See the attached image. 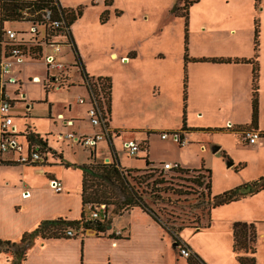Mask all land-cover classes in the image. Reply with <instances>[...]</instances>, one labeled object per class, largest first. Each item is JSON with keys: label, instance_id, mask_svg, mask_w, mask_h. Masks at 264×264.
I'll return each instance as SVG.
<instances>
[{"label": "rangeland", "instance_id": "obj_1", "mask_svg": "<svg viewBox=\"0 0 264 264\" xmlns=\"http://www.w3.org/2000/svg\"><path fill=\"white\" fill-rule=\"evenodd\" d=\"M178 1L181 2L114 0L113 5L108 8L112 20L103 22L101 13L105 7L102 0L93 5L90 0H58L65 8L75 9L82 4V13L70 29L83 65H87L94 73L105 70L110 72L114 101L111 124L121 128L143 130L129 132L127 129L119 136H113L112 145L120 165L134 164L139 166L136 168H143L141 157L147 155L158 171V164L165 161L190 169L185 174L171 176L170 179L169 172L165 175L175 193L179 191L181 195L169 193L164 195L162 200H152L149 195L144 196L147 203L157 211L162 223L169 230L182 226L178 231V239L188 245L192 253L197 254L205 264H238L230 252L231 225L234 221L251 222L256 231V264H264V189L252 196L211 208L208 212L207 208L204 209L207 198L205 189L188 180L189 176L197 174L193 170L201 167L208 169L210 195L213 196L264 174V135L260 134L257 143L251 145L242 140L247 128H244L242 136L234 130H228L237 126L238 123L235 122L243 120L244 115L238 116L237 112L229 109L216 110L221 99L220 94L210 88L213 81L210 78L211 70L202 68L203 63L200 60L215 58L217 53L221 52L214 50L213 40L217 39L212 33L214 30L232 31V37L239 42L233 52L247 53L250 57L254 55L256 38L259 120L260 100L264 99V0H199L188 9L187 23L173 13ZM115 8L119 9L118 12L123 11L118 22L113 19ZM202 24H205L207 29H204ZM4 25H12L18 32L28 31L30 26L28 22L23 21L5 22ZM41 34L40 29L37 39H40ZM49 44L42 46L39 56L26 57L21 62L13 59L11 71L16 74L18 82L8 83V91L12 97L18 96L16 91L19 95L24 92L26 97L18 98L9 111L20 132L14 135L13 139L15 138L21 147L11 148L8 152L15 155L27 154L28 146L22 133L26 125H30L42 134L43 138L46 135L51 148L62 150L64 158L80 164L86 163L89 157L88 147L72 142L64 136L67 131L77 129V124L66 129L63 126L64 119L59 118L58 113L63 112L67 118V105H82L77 103L80 92L86 95V101L89 103V92L78 87H68L72 78L64 71L74 62L70 45L65 43L61 50L56 52ZM130 48L136 51V57L129 59L128 55L126 60L120 59L121 55L125 54L124 51ZM110 52H116L117 55L112 57ZM50 54H55L57 61L63 65L61 68H48L49 77H53L52 82H49L50 86L60 87H52L45 92L46 55ZM129 60L130 63L126 64ZM188 64L189 68H193V72L196 68L193 65H197L207 81L203 101L206 112L201 114L198 110L188 109ZM249 67L252 71V65ZM78 71L73 68L74 78L78 76ZM33 75H38L39 80H32ZM220 77L228 78L224 73H221ZM97 78L98 76H92L90 81H96ZM184 80L185 102L182 97ZM48 103L52 104L50 115H47ZM26 104H32L33 110L28 112ZM87 105L89 104H85V108ZM237 110L239 111V108ZM81 112L86 117L84 109H81ZM183 115L188 130L181 132L186 140V145L182 146L175 139L173 132L180 130ZM86 119L83 127L90 132L93 126L90 120ZM225 120H229V123L224 124ZM14 124L10 126L9 131L13 130ZM162 132L168 133L166 139L161 138ZM142 140H147V152L138 151L136 155H129L123 147L124 142ZM215 146L218 147L216 150ZM96 151L100 153V157L110 154L104 140L99 141ZM46 156L41 168L50 170L49 172L56 169L70 174L78 172L81 182V168L66 167L67 162L61 159L63 162L60 163L58 157L53 158L49 149ZM97 159L108 162L111 158ZM229 162L231 164H228ZM206 180L207 177L204 178V181ZM167 236L168 248L165 251L171 259L173 258L169 264H188L186 258L177 253L178 248L174 247L170 235ZM21 260L16 253V246L0 244V264H20Z\"/></svg>", "mask_w": 264, "mask_h": 264}, {"label": "crops", "instance_id": "obj_2", "mask_svg": "<svg viewBox=\"0 0 264 264\" xmlns=\"http://www.w3.org/2000/svg\"><path fill=\"white\" fill-rule=\"evenodd\" d=\"M90 1L93 5L100 0ZM102 1L104 5V0ZM113 1L114 0H112V5ZM111 6L107 7V9ZM104 7L106 8L105 5ZM118 10L119 9L115 8L113 11V19L116 20V22L120 20L123 13V11L121 10L117 14L116 12H118ZM110 20L112 19L110 14L108 13V18L106 21ZM8 28L16 30L15 28H12V25H4V29ZM204 29L207 28L204 26ZM231 32L232 31L227 32L224 29L212 31V33L217 36V39L213 40V46L215 47L214 50L218 52L221 51L220 53H217L216 56L231 59L252 58L253 56L250 57V54L247 53L244 54L240 51L233 52V49L239 46V42L232 37ZM72 40L75 44V39L73 38V36ZM124 53L125 54H122L120 59L124 58L126 60L128 58V55L130 56L129 59L136 57V51L132 48L126 49ZM110 55L112 57H115L117 54L116 52H110ZM130 61L131 60L126 61L125 63L129 64ZM201 63H203L202 68H208L211 70V73H209L211 75L210 78L213 79V81L211 83L212 87L210 88L217 90L220 94V101L223 100L221 102L219 101L218 105L216 106V110L229 109L237 112L238 116L244 115V119L235 122V124L238 123L237 126L248 125L251 118L250 97L252 71H250L249 67L251 65L244 62L217 63L202 61ZM193 66L196 67L195 72H193L192 67L189 68V64L187 65L188 99L186 101L188 102L189 110H198L201 114L206 112L203 101L206 94L205 90L207 81L205 80L203 74L199 71L197 65ZM84 69L89 77H110V72H108L107 70L94 73L89 70V67L87 65L84 66ZM72 70L73 68H70V70L65 69L64 71L66 72V74H68V76L72 78V80L70 81L71 83L68 85V87H78L81 90H86L87 93L89 92L88 94L90 97V101L88 103L86 101V95L80 92L77 97L83 98L84 101L80 103L82 105L74 106L72 104H68L66 107L67 111L69 112L68 117L66 118L63 112H59L58 117L64 119L63 126L66 129L69 126H74L77 124V129H72L71 131H67V133L71 132L75 135H90L96 129L93 127L89 132L84 130L83 127L84 122L87 120L86 118H88L87 110L92 104L90 85L87 84V82L85 83L83 81L80 75V71H78V76L74 78ZM221 73H224L226 76H228V78L220 77ZM35 77L40 78L38 75H33V78ZM5 78H14L16 82H18L16 74L12 73V71H10V73H8ZM218 81L221 82L219 83ZM8 86L9 85L7 84L4 90L12 99L15 100V102L16 100L18 101V98L24 99L26 97V94L24 92L16 97H12L11 93L8 91ZM52 87L59 88L60 86H50L49 84V89ZM112 87L113 82L111 79V109L107 128L111 131L117 130L119 135L121 134V132L126 131L127 129L129 132L143 131L135 128H121L111 124V116L113 115L114 110ZM77 103L79 104L78 101ZM85 104L89 105H87L85 108ZM26 107L28 108L27 111L33 110L32 104H26ZM51 107L52 104L48 103L47 115L51 114ZM237 108H239V111H236ZM81 109H84L86 117L85 115H83V112H81ZM228 121L229 120H225L224 124L229 123ZM12 124H14V121L12 122ZM17 128L18 124L15 123L13 125V131L15 132V135H17V133H20L18 132ZM32 129L36 133H38L33 127ZM256 130L261 135H264L263 98H261L260 100L258 128ZM38 134L40 136L42 135L40 133ZM61 135L62 134H60V136ZM13 136L14 135H12V138ZM64 136L66 137V134ZM113 136L115 135H112L111 137L108 136V138L105 140L106 145H108L107 143L109 142L113 144ZM44 137L45 138H42L46 140L48 147H50L49 150L52 151L53 158L58 157L60 159V163L63 162L61 159H64L67 163L80 165V162L64 158L65 156L63 155L64 152L62 150L56 151L55 149L51 148V146H49L50 144L48 143V139H46V135H44ZM242 140L247 142L245 140V134L243 135ZM18 146L21 145L18 144ZM95 155L97 158H104L105 160L107 158H111L110 154L100 157V153H97V151ZM18 156L19 155L7 152L4 154L3 160L14 162H12V164H9L8 162L5 163L0 161V239L18 242L23 233L32 230L40 221L45 219H55L58 217H63L68 220L80 219L83 206L81 199V182L79 180V173L75 172L70 174L68 172H63L60 169L51 170V172H49L50 170L46 171L45 168H41V164L33 165L17 162ZM123 167L139 166L133 164ZM70 168L76 169L73 167ZM53 178L62 181V191L56 192L50 187L49 181ZM26 192H28V195L25 196ZM109 234H114L115 236L111 237L109 236ZM166 248H168V236L162 226L142 208L133 207L123 214L114 216L112 218L110 229L104 233L96 234L95 231L86 230L84 233H82V235L76 237L71 236L44 239L38 237L34 239L32 244L27 249L26 255L20 264H169L173 258L171 259L168 256L167 251H165ZM189 250L192 253L190 248ZM230 252L234 260L238 263L235 258V254L232 251V242ZM177 253L179 254L178 250Z\"/></svg>", "mask_w": 264, "mask_h": 264}, {"label": "trees", "instance_id": "obj_3", "mask_svg": "<svg viewBox=\"0 0 264 264\" xmlns=\"http://www.w3.org/2000/svg\"><path fill=\"white\" fill-rule=\"evenodd\" d=\"M173 8V13L176 16L182 17L187 23L188 9L190 6L198 0H180ZM106 8L101 13V20L106 21L108 18L107 7L112 5V0H104ZM82 13V5H78L75 9L62 7L58 0H0V43L6 44V48L9 49L8 43L11 42L7 39V32L4 29L5 22H28L29 24L39 26L42 34L40 39L30 41L27 44H21L18 42V48L24 55V58L33 55H40L42 46H51V37L57 32H64L68 44L72 48L74 54V62L69 65L70 68H76L80 71V75L83 81L91 85V89L94 93L96 106L99 108L102 117L105 119L104 125L108 126V120L111 109V79L108 76H98L96 81H90L91 77L85 72L84 65L78 50L72 40L70 31L71 25L74 21L80 17ZM117 14L119 12H116ZM59 21V26L53 27L52 23ZM257 25V22L255 21ZM39 35V34H38ZM257 35V33H256ZM255 35V36H256ZM72 42V45H71ZM186 43V42H185ZM65 44V43H64ZM63 45V44H62ZM14 46V45H13ZM187 50L186 46L184 47ZM257 52H258V41L254 39V55L252 58L242 59H231L226 57H215V58H201V61H211L217 63L227 62H244L252 65L251 75V121L248 125L235 126L228 128V130H234L240 134H243L244 128L249 130H256L258 128V64H257ZM9 56V52H6ZM36 57V56H35ZM38 59V58H37ZM1 61V60H0ZM47 66V65H46ZM48 66L46 67V78L44 83L45 92L49 91V82H52L53 77L48 75ZM185 80L183 81V102L186 100L185 96ZM4 91V90H3ZM16 95H19L17 92ZM4 98V94L0 90V100ZM17 101V100H16ZM15 100H11L12 105ZM184 110V106H183ZM30 112V111H28ZM30 115V114H29ZM188 128L185 126V120L183 115V122L179 131L175 133H181L187 131ZM10 135H15L10 133ZM25 137L28 150L35 143H41L43 147H48L46 140H44L38 133H36L31 126H26L25 131L22 133ZM112 135H119L117 130L111 131L108 129L107 135L104 141ZM139 143V151L147 152V140H142ZM111 159L105 162L96 157V146L90 149L88 161L86 163L75 165L65 163L66 167H79L82 171L81 178V199H82V214L78 220H68L63 217L55 219H45L40 221L35 228L22 234L18 242L10 240L0 239V244H11L16 246V253L18 256L23 258L26 255V251L32 244L34 239L40 238H61L70 237L66 235V231L71 229L73 236L76 237L82 235L86 230L95 231L96 234L104 233L110 229L112 218L116 215L123 214L133 207H140L145 212L150 214L154 220H156L162 228L167 231V234L172 238L175 247L180 248L185 246L189 249V246L183 244L177 237L178 231L183 228L178 227L176 230H169L162 223L157 211L149 205L144 198L145 195H149L152 200H162L164 195L175 194L181 195L179 191L175 193V189L170 185L171 176H178L185 174L190 169L182 168L180 166L170 169L168 171H162L154 167V162L151 161L148 156L141 157L143 160V168L136 167H123L120 165L116 152L112 143H107ZM46 158V156H45ZM1 162L12 164L14 161H4L0 158ZM46 161V159H45ZM43 162H36L33 165L43 164ZM18 162V161H17ZM159 168V164H158ZM197 174L189 176L188 180L194 182L197 187H203L207 196L204 209L207 208L209 212L211 208L227 204L230 202L237 201L247 196H252L259 191L264 189V174L260 177L239 184L229 190H226L217 195H210V171L208 169L199 168L193 170ZM169 172L170 176L168 179L165 177L166 173ZM207 174V175H205ZM187 176V174H186ZM207 180L204 181V178ZM186 178V177H184ZM202 193V192H201ZM200 193V195H201ZM90 205L91 209L104 205L97 218H89V211L86 206ZM207 212V213H208ZM232 230V251L235 254V258L239 264H256V231L254 224L245 221H234L231 225ZM113 237L114 234H109ZM180 255V254H179ZM181 256V255H180ZM188 264H205L202 259L195 253H191L189 257H185ZM21 260V261H22ZM20 261V262H21Z\"/></svg>", "mask_w": 264, "mask_h": 264}, {"label": "built area", "instance_id": "obj_4", "mask_svg": "<svg viewBox=\"0 0 264 264\" xmlns=\"http://www.w3.org/2000/svg\"><path fill=\"white\" fill-rule=\"evenodd\" d=\"M29 30L18 32L14 29H6L7 32V39L11 42L8 43L10 46L9 49L6 48V44L0 43V90L1 93L4 94V98L0 100V158L4 156L5 153L9 151V149H18L21 146H18L17 142L12 138V135L10 133L14 134L15 132L13 130L9 131L10 126L12 125L13 119L11 115H9L10 108L12 107L11 100H13L9 94L4 90L5 86L10 82H16V80L13 78L6 79L5 76L10 73L11 68L13 66V59H17L19 62H21L24 58V55L18 48V42H21V44H27L30 41L35 40V38H38L40 27L37 25L29 24ZM52 26L55 28L59 26V21L53 22ZM51 46L56 51L59 52L61 50V46L64 43L68 42V39L64 32H57L52 35L51 37ZM14 45V46H13ZM6 52H9V56L6 55ZM46 65L50 68L54 67L61 68L62 63L58 62L56 59L55 54L46 55ZM33 80L38 81L39 78L35 77ZM90 85V84H89ZM91 89V85H90ZM4 90V91H3ZM94 93L91 89V106L87 110V117L90 120V123L92 126L96 129L92 134L90 135H75L74 133H67L66 137H68L72 142H76L81 144L83 147H88L89 149H93V147L97 146L99 141L105 139L107 135L108 128L105 127L104 121L105 119L102 117V114L99 111V108L96 106ZM77 101L79 103H82L84 100L83 98H78ZM173 135L177 142L180 145H184L186 140L184 139L182 133H175L173 132ZM260 133L257 130H249L245 132V140L248 144H255L257 141V138H259ZM168 137L167 132L161 133V138L166 139ZM12 139V140H11ZM12 141V142H11ZM123 147L126 149L127 153L129 155H136V153L139 151V143L136 141H128L124 142ZM48 151L47 147H43L41 143H35L31 146V148L27 151L26 155L19 154L17 161L19 163L23 164H33L36 162H43L47 158L46 152ZM46 156V158H45ZM175 167H178L177 164L170 163L168 161L159 163V168L162 171H168L170 169H173ZM50 187L56 191L60 192L63 190V183L61 180L53 178L49 181ZM28 195V192L25 193V196ZM104 205H101L99 207H94L91 209V206H86V209L89 211V218H97L100 211ZM73 231L71 229H68L66 231L67 236H73ZM179 254L183 257H189L191 252L190 250L182 246L178 249Z\"/></svg>", "mask_w": 264, "mask_h": 264}, {"label": "water", "instance_id": "obj_5", "mask_svg": "<svg viewBox=\"0 0 264 264\" xmlns=\"http://www.w3.org/2000/svg\"><path fill=\"white\" fill-rule=\"evenodd\" d=\"M217 148H218V147L215 146V147H214V150H216ZM106 160H109V159L107 158ZM228 164H231V162H229Z\"/></svg>", "mask_w": 264, "mask_h": 264}]
</instances>
